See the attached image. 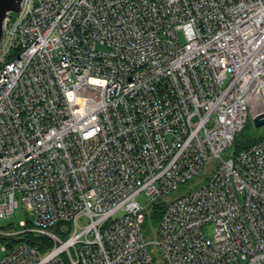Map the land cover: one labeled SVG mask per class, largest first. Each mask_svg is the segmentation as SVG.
Segmentation results:
<instances>
[{
	"label": "built area",
	"instance_id": "built-area-1",
	"mask_svg": "<svg viewBox=\"0 0 264 264\" xmlns=\"http://www.w3.org/2000/svg\"><path fill=\"white\" fill-rule=\"evenodd\" d=\"M3 28L0 219H27L0 264H154L160 203L166 264H264V139L228 154L264 114V0H23Z\"/></svg>",
	"mask_w": 264,
	"mask_h": 264
},
{
	"label": "rangeland",
	"instance_id": "rangeland-1",
	"mask_svg": "<svg viewBox=\"0 0 264 264\" xmlns=\"http://www.w3.org/2000/svg\"><path fill=\"white\" fill-rule=\"evenodd\" d=\"M181 42L184 43V36L180 33ZM264 113V109L262 111ZM256 114L254 117L250 118V124L248 125L247 129L245 130V135H257L263 136L264 135V125L257 126L254 122V118L257 117ZM216 168V162L212 161L210 164H207L204 170L197 176H195L192 180L188 181L187 183L181 185L177 190L173 191L169 195L162 198L163 201H172L179 196L185 195L201 185L205 184L210 176L213 174ZM138 200L143 204L147 205L148 199L145 193L139 195ZM154 211V205H149L146 209V217H150ZM24 219H27V215L25 213L24 207L21 205L15 213L7 218V219H0V228L7 226L10 223H15L17 227L20 226V222ZM88 222L86 219L81 220V225H86ZM204 232L207 236L213 237L215 233V228L213 224H208L204 227ZM143 233L145 238L149 242V250L152 255L154 264H166L165 259L163 257V253L161 248L157 245V241L159 239V221L155 222L153 220H148L146 225L143 227ZM1 257V253H0Z\"/></svg>",
	"mask_w": 264,
	"mask_h": 264
},
{
	"label": "trees",
	"instance_id": "trees-1",
	"mask_svg": "<svg viewBox=\"0 0 264 264\" xmlns=\"http://www.w3.org/2000/svg\"><path fill=\"white\" fill-rule=\"evenodd\" d=\"M14 57H10L9 59H13ZM250 124V119L248 121V124L246 126V128L244 129L243 132H241L237 138L235 139L230 151H229V155L233 154V155H237L238 153H240L241 151L251 147L252 145L256 144L257 142H259L260 140L264 139V135L263 136H257V135H245L244 132L247 129L248 125ZM167 204L166 203H160L154 206V211L151 214V216L145 221L144 226L146 225L148 220H153L155 222L159 221L162 213L164 212V209L166 208ZM143 226V227H144ZM60 225H57L56 227H54V230L57 231L59 230ZM34 246H37L38 244L36 242H31Z\"/></svg>",
	"mask_w": 264,
	"mask_h": 264
},
{
	"label": "water",
	"instance_id": "water-1",
	"mask_svg": "<svg viewBox=\"0 0 264 264\" xmlns=\"http://www.w3.org/2000/svg\"><path fill=\"white\" fill-rule=\"evenodd\" d=\"M23 0H0V46L4 39L3 24L6 18L19 14L22 10ZM257 126L264 125V114L254 118Z\"/></svg>",
	"mask_w": 264,
	"mask_h": 264
}]
</instances>
